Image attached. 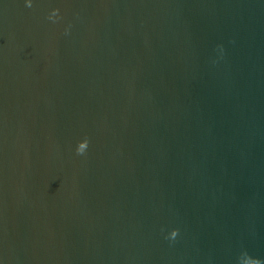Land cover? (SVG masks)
I'll list each match as a JSON object with an SVG mask.
<instances>
[{
	"label": "water",
	"instance_id": "obj_1",
	"mask_svg": "<svg viewBox=\"0 0 264 264\" xmlns=\"http://www.w3.org/2000/svg\"><path fill=\"white\" fill-rule=\"evenodd\" d=\"M246 261L264 0H0V264Z\"/></svg>",
	"mask_w": 264,
	"mask_h": 264
},
{
	"label": "clouds",
	"instance_id": "obj_2",
	"mask_svg": "<svg viewBox=\"0 0 264 264\" xmlns=\"http://www.w3.org/2000/svg\"><path fill=\"white\" fill-rule=\"evenodd\" d=\"M55 13H56V10H54L53 11V15H55ZM50 19H51V17H49ZM87 140H84V141H82V142H80L79 144H78V147H77V152L78 153H82L85 149H86V147H87ZM177 232H178V230H176V229H173L171 232H170V234H169V237L170 238H175L176 236H177ZM257 262V261H256ZM246 264H247V261H246ZM257 264H258V262H257Z\"/></svg>",
	"mask_w": 264,
	"mask_h": 264
}]
</instances>
